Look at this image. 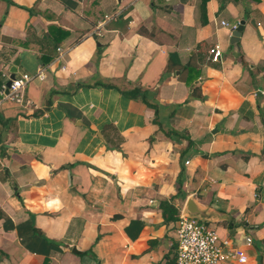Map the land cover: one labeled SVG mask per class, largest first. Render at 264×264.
Instances as JSON below:
<instances>
[{
    "label": "crops",
    "instance_id": "obj_1",
    "mask_svg": "<svg viewBox=\"0 0 264 264\" xmlns=\"http://www.w3.org/2000/svg\"><path fill=\"white\" fill-rule=\"evenodd\" d=\"M15 61L0 264H175L184 208L264 264V0H0Z\"/></svg>",
    "mask_w": 264,
    "mask_h": 264
},
{
    "label": "built area",
    "instance_id": "obj_2",
    "mask_svg": "<svg viewBox=\"0 0 264 264\" xmlns=\"http://www.w3.org/2000/svg\"><path fill=\"white\" fill-rule=\"evenodd\" d=\"M209 55L211 61L217 62L220 57L218 46L210 49ZM35 79H43L41 70L34 74H15L9 87L3 85L0 89V106L5 101L22 105L25 102L23 89ZM175 236V264H231L246 261L242 249L232 246L228 241H221L212 227L198 218L189 216L184 210H181L178 216ZM245 244H251V240L246 238Z\"/></svg>",
    "mask_w": 264,
    "mask_h": 264
},
{
    "label": "water",
    "instance_id": "obj_3",
    "mask_svg": "<svg viewBox=\"0 0 264 264\" xmlns=\"http://www.w3.org/2000/svg\"><path fill=\"white\" fill-rule=\"evenodd\" d=\"M244 22L241 21L239 22V24L235 27V29L232 31V35H231V43H236L238 41V37L240 36V32L242 31V26H243ZM18 66V61L13 62L12 67L9 70V77L8 80L5 83L6 88L9 87L10 85V80H12L14 78V75L16 74V67ZM5 93H7V89L5 90ZM184 212L186 214H188L191 217H195L198 218L196 215H194L193 213H191L190 211H187L186 208H184Z\"/></svg>",
    "mask_w": 264,
    "mask_h": 264
},
{
    "label": "trees",
    "instance_id": "obj_4",
    "mask_svg": "<svg viewBox=\"0 0 264 264\" xmlns=\"http://www.w3.org/2000/svg\"><path fill=\"white\" fill-rule=\"evenodd\" d=\"M46 60H48V59H46ZM125 95L128 96L129 98L140 99L144 104H146L150 108L154 109V111L157 110L155 105L151 104L149 102V100L147 99V93L145 91H141L139 89H134L132 91L127 92ZM166 212L173 214V217L171 216V218H170L171 221L177 220V213H175L174 210H171L170 207L169 208L164 207V213H166Z\"/></svg>",
    "mask_w": 264,
    "mask_h": 264
}]
</instances>
